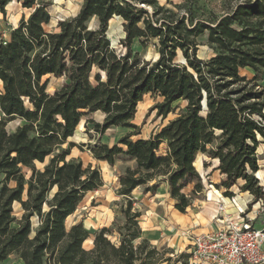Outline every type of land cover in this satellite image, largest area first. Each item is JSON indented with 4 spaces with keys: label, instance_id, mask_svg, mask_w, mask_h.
Listing matches in <instances>:
<instances>
[{
    "label": "rangeland",
    "instance_id": "rangeland-1",
    "mask_svg": "<svg viewBox=\"0 0 264 264\" xmlns=\"http://www.w3.org/2000/svg\"><path fill=\"white\" fill-rule=\"evenodd\" d=\"M90 2L12 0L5 15L0 13V44L10 42L0 67V145L4 146L0 161L3 156L6 160L0 165V264H119L113 247L125 258L123 264L184 263L185 239L160 227L148 206L156 204L152 198L163 200L165 189L175 207L197 211L203 225L215 215L222 196L229 212L236 211L229 204L235 199L245 218L261 229L264 132L238 126L235 107L258 119L264 115V0H93L89 7ZM102 5L107 7L97 12ZM93 8L84 28L96 37L105 33L104 45L109 44L112 59L78 73L85 58L72 54L74 60L67 57L68 70L58 75L53 59L46 60L54 45L48 36L58 34L65 43L72 41L74 31L82 27L78 22ZM111 9L116 13L111 15ZM27 26L31 28L27 35L39 32L47 39L36 45L23 41ZM15 32L19 34L14 37ZM165 46L172 48L173 59L164 56ZM186 52L200 63L199 70L188 64ZM55 61L56 68L61 62ZM171 66L177 68L173 73ZM214 68L218 74L212 73ZM182 69L189 78L188 71L196 78L204 73L215 97L209 108L204 95L197 122L187 118L190 102L197 104L200 92L183 82ZM147 73L157 75L155 79L165 82L169 92L183 89L184 96L171 102V111L160 110L165 97L157 85L137 97L131 118L108 127L110 113L93 109L92 102L83 103L88 107L78 113L80 104L68 107L79 123L67 132L55 125L63 121L60 115L54 122L51 109L39 107L40 99L45 104L64 86L74 85L72 77L78 74L82 84L74 95L83 101L95 89L96 98L104 84L105 92L124 90L112 97L114 115L124 94L142 88ZM6 76L12 86L5 85ZM30 90L39 98L23 96ZM251 92L258 98H247ZM12 110L17 113L9 116ZM48 131L53 132L44 136ZM248 155L253 162H248ZM64 164L76 169H59ZM88 178L91 182L83 187ZM69 193L78 194L75 211L48 215L52 209L59 211L56 205ZM78 225L81 231L74 230ZM104 229L107 244L99 246L96 238Z\"/></svg>",
    "mask_w": 264,
    "mask_h": 264
},
{
    "label": "trees",
    "instance_id": "trees-1",
    "mask_svg": "<svg viewBox=\"0 0 264 264\" xmlns=\"http://www.w3.org/2000/svg\"><path fill=\"white\" fill-rule=\"evenodd\" d=\"M11 1L12 0H0V13L5 15L6 7L8 6V4ZM88 1L89 0H87V2ZM114 1H116V0H114ZM142 2L145 3L144 0H142ZM93 3H94L93 0H91V2L89 3V7L93 6L94 5ZM103 7H107V5L100 6V8L97 10V12H100ZM116 10L117 9H111L110 14L112 15V14L116 13ZM94 13H95L94 8L89 9V11H86L85 16L82 18V20H80V22H78V23L82 24V27L80 26V27H78V29L76 31H74L75 34H77V35H75L76 38L73 39L72 41L65 43L63 41L64 36L60 37V36H58V34L48 36V39L50 38L54 42V45H53V49L51 51V57L47 58L46 60H50L51 58L53 59V70L56 69L58 71V75H63L68 70V66L70 64L68 63L67 57L71 56V58L74 60L72 54L74 56L76 55V57L82 56L83 58H85L84 64H81V66H79L78 69L76 70L78 73L84 71L87 68V66L94 65V63H100L101 66H105V63L112 59L113 54L109 50V44L104 45L105 40H106L104 37L105 33L100 32L99 34H97V37H96L95 34L91 33L89 30H88L89 32L86 31V29L84 28L85 27V25H84L85 20L88 19ZM133 16L135 17L136 15H133ZM107 17H108L107 14H106V16L104 15V17H103L104 21H107ZM40 27H41V25H40ZM62 27L63 28H69V27H71V25L66 26V27H65V25H63ZM28 29H31V28H29V27L23 28V31H24L23 32L24 38L22 37L23 41L29 42L30 44H33V45H36V44H39L40 42H42L43 38L47 39V37L44 36L43 33H39V32L38 33L34 32V34H32V35H27V33H25V32H27ZM17 34H19V32H15L14 37ZM30 37H31V39H30ZM95 37L97 38L96 39L97 41H94ZM44 42H46V41H44ZM9 44H10V42H5V43L2 42V44H0V67H2V58L1 57H2V55H5L8 53L7 49L9 48L8 47ZM101 44L103 45V47L100 49L98 46ZM167 44L171 45L172 42H168V43H166V45ZM46 46H47V44H46ZM175 47L176 46H173V48H175ZM165 48H166V50L164 51V56L166 58L169 57L170 59H173L172 53H170V52H172V50H171L172 48L167 47V46H165ZM192 51L194 54L196 53L195 49H192ZM186 56L188 57L187 58L188 64L191 67H194L197 70H199V68H201L200 63L198 61L195 63L192 60L191 55L189 56V52H186ZM44 57L45 56H43V55L40 56L41 65L45 64V61H43L41 59ZM88 58L90 60H87ZM114 58H117V57H115V55H114ZM57 59H59V62H61V64H58V66L55 68V65L57 64V62L55 60H57ZM122 63L124 64L125 62H122ZM176 69L177 68L175 66L170 67V70L172 73L175 72ZM9 70H11V69L9 68ZM5 72H7V71H5ZM214 72H215V74L219 73V72L217 73V70H215V68H214V71L212 73L214 74ZM187 73H190L192 75V77L190 76V78H189V75L185 74V71L182 69L181 77H182L183 82L187 83V84L194 85L195 88L200 92V98H201L197 104L196 103L194 104L193 101L190 102L191 107H190L189 116L187 119H190L193 122H197V120H198L197 114H198L199 110H202L201 102L203 100L204 95H206V97L208 99L207 104H208L209 108H211L210 103H211V101L213 102L215 100L214 99L215 97H213L210 82L205 77L202 76L204 73H199L198 78H196V76L194 74H192L190 71H188ZM43 74H45V72L42 70V75ZM156 76L157 75H151L150 73L149 74L147 73L145 79L143 80L142 88H136V89H133L131 91V93L124 94L125 99L124 100L120 99V101L117 103L118 107L115 108V110H117V114H114V115H112V113H111L113 110V108H111V105H113V103H115L113 101L112 97H114L115 94L118 96H121V94H122L121 92L124 93V90H122L120 92V91H117L115 89L114 91L111 90V92H109V91L105 92V89H107V88L104 84L101 86L102 90L99 91V95L96 98H95L94 94L98 93L97 89L93 90L92 93L89 94L87 100L83 101V99H80L78 96L75 97V95H74L75 88H77V87L79 88V86H81V84H82V81H81L80 77L78 76V74H75L72 77L74 85L64 86V88H63V90H61V92H58V93H56L55 96L49 98L45 104L43 102L44 98L40 99L39 107L47 105L46 108L51 109V114L53 116V120H54V118H57L58 115H60L62 117L63 121H61V122L56 121L55 125L64 129L65 132H67L68 129H70L71 127L73 128V127L77 126V124L79 123L78 118L75 120L77 114L74 116H71L69 114L70 108H68V107L72 106V108H73V106H75L76 104H80V107H78L76 110V112H77V111L82 110L83 108H85L87 106V105H83V103L92 102L93 109H95V110L101 109V110H104L106 112L108 111L110 113L111 118L109 117V119L107 121V126H106V127H108V125L117 124L118 122H120L124 118H127V119L131 118L135 112V109H136L135 104H136L138 98L139 97L141 98V96L145 92L151 91L157 85L158 89L161 91V93L165 97L164 102L159 106V108H160V110L167 113V112L171 111V102H174L176 99L184 96L183 95V89H181L179 92L178 91L169 92V89H168L166 83L163 82V84H162L161 82L156 80L155 79ZM235 77H237V76H235ZM9 78H10V76L9 77L6 76L4 79V83L7 86L9 84H10V86H12V81ZM26 78L28 80H30L32 78V75L30 73H28V75H26ZM151 79H152V81H151ZM122 81H123V79L121 78L120 82H122ZM132 85H133V83L131 81V83L127 84L126 87L130 89L132 87ZM163 85H166V86L164 88H160ZM123 86H125V85H123ZM213 86H214L213 88L216 90L217 89V82H215V85H213ZM70 87H72L71 88L72 93L69 92ZM203 90H205L206 93H204ZM23 96L34 97L37 99L39 98V95L33 96V94H31V90L28 91L27 93L23 92ZM252 96L258 98V94H254V92L253 93L251 92V94H249L246 97L248 98V97H252ZM253 97H252V99H253ZM1 100H2V98H0V101ZM20 100H21V98H20ZM0 107L2 108L1 103H0ZM235 109H237V111L235 113L237 116L236 117V120H237L236 123L238 126H241V124H246L249 127H252L254 129L260 131L261 133L264 132V115L263 114L261 115L262 119H258L256 117H253L251 113L246 114V112L248 111L246 109L243 112L242 107L241 108L235 107ZM22 112L25 113V110H23ZM15 113H17V112L12 110V111H10L9 116H13V115H15ZM232 121H233V119H232ZM54 122H55V120H54ZM178 123L183 124L182 121H178ZM205 124L209 125L210 123L207 122ZM241 127H243V126H241ZM186 131L189 133V135L191 134V132L188 129ZM52 132L53 131H48L44 136H49L52 134ZM144 143H146V142L145 141L140 142V144H144ZM202 144L205 145L206 143L204 142ZM3 148H4V146L0 145V157L4 153ZM245 149H247V148H245ZM215 153H217V152H215ZM9 157L15 158V155L13 153H10ZM247 158H248V162L249 161L253 162V160H254V159H251V156H249V155ZM5 163H6V160H4V156H3L2 160L0 161V165L5 164ZM192 166H193V164H192ZM62 168H63V171L69 169L71 172L76 169L73 166H67L65 164L62 167H60L59 169H62ZM80 171H84L82 169V166L80 167ZM93 174H94V172H91V176ZM259 174H260V171L258 172V177H259ZM96 175H97L98 179L101 178L100 174L97 173ZM95 180H96V183L94 181H92V182L96 185L97 179L95 178ZM78 181L83 182L84 179H82V177L79 176ZM90 182H91V178L86 179V181L83 183V187L88 185V183H90ZM173 189H174V186H173ZM173 189H172V192H174ZM80 193H82V191H79L78 194H80ZM78 194H76V196H73L71 193H69L68 196L65 197L62 202H60V203H58V205H56L55 208L59 209L58 212H52L53 211V209H52V211H50L47 214L48 215H50V213H51V215H54V213L63 214V213H66L67 210L68 211L70 210L72 212L75 211L76 202L78 199L77 198ZM174 194L176 195V192H174ZM257 195H261V192H259V194H257ZM181 199H184V198L182 197ZM69 206L70 207L72 206V209L68 208ZM176 208L180 212H185V210H186L185 207L183 208L181 206H176ZM62 228L64 229V232H65V227H64L63 223H62ZM74 230H80L81 231L82 226L81 225L75 226ZM105 233H106V229L102 230L101 233L96 238V242L99 244V246H102V245L106 246V244H107V241L105 240ZM112 253L116 257V259H118L119 264H123V262H125V258L122 257V255H120V253L118 252V250L115 247H113Z\"/></svg>",
    "mask_w": 264,
    "mask_h": 264
},
{
    "label": "built area",
    "instance_id": "built-area-1",
    "mask_svg": "<svg viewBox=\"0 0 264 264\" xmlns=\"http://www.w3.org/2000/svg\"><path fill=\"white\" fill-rule=\"evenodd\" d=\"M218 199L215 215L211 217L217 225L215 229L201 234L190 228L180 230L188 241L187 259L180 264H264V225L256 229L235 199L229 203L236 208L234 213L229 212L224 200Z\"/></svg>",
    "mask_w": 264,
    "mask_h": 264
},
{
    "label": "crops",
    "instance_id": "crops-1",
    "mask_svg": "<svg viewBox=\"0 0 264 264\" xmlns=\"http://www.w3.org/2000/svg\"><path fill=\"white\" fill-rule=\"evenodd\" d=\"M163 192V200H159L158 198H152L151 201L156 204L151 206L148 204L149 208L153 210L154 214L159 219L158 225L161 227H166L168 233L173 234L175 236H180L186 241L185 252L188 250V241L187 239L181 235L180 230L182 229H192L195 233H207L212 231L217 227L215 223L212 224V220L207 219V225H203L204 222L200 218V215H197V211L187 210L185 212H180L176 209L174 205V201H169V194ZM216 195V194H214ZM217 196V195H216ZM213 197V195H212ZM220 197V196H217ZM222 197V196H221ZM171 202V203H170ZM205 219V218H203ZM206 220V219H205ZM180 224V225H179Z\"/></svg>",
    "mask_w": 264,
    "mask_h": 264
},
{
    "label": "bare ground",
    "instance_id": "bare-ground-1",
    "mask_svg": "<svg viewBox=\"0 0 264 264\" xmlns=\"http://www.w3.org/2000/svg\"><path fill=\"white\" fill-rule=\"evenodd\" d=\"M195 166H196V162H195ZM208 197H209V200H210V201L213 200V197H212V196H208ZM221 198H222V197H221ZM224 200L227 201L225 198H224ZM237 205H238V207H239L241 210H243L242 205H240L239 203H238Z\"/></svg>",
    "mask_w": 264,
    "mask_h": 264
}]
</instances>
